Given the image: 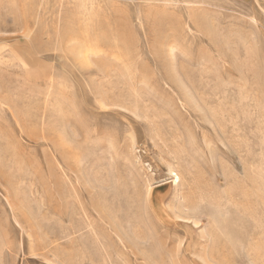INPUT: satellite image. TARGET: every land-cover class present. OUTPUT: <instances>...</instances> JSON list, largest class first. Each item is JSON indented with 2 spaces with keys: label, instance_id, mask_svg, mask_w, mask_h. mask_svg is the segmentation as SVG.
<instances>
[{
  "label": "rangeland",
  "instance_id": "374dc122",
  "mask_svg": "<svg viewBox=\"0 0 264 264\" xmlns=\"http://www.w3.org/2000/svg\"><path fill=\"white\" fill-rule=\"evenodd\" d=\"M0 264H264V0H0Z\"/></svg>",
  "mask_w": 264,
  "mask_h": 264
},
{
  "label": "bare ground",
  "instance_id": "6f19581e",
  "mask_svg": "<svg viewBox=\"0 0 264 264\" xmlns=\"http://www.w3.org/2000/svg\"><path fill=\"white\" fill-rule=\"evenodd\" d=\"M176 177H177V176H176ZM176 179H177V178H176ZM178 179H179V178H178ZM178 179H177V180H178ZM177 180H176V182H177Z\"/></svg>",
  "mask_w": 264,
  "mask_h": 264
}]
</instances>
